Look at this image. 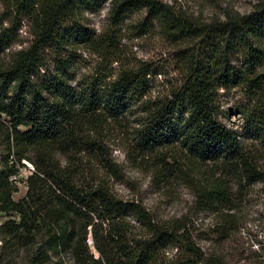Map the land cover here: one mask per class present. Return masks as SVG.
<instances>
[{
	"label": "trees",
	"instance_id": "1",
	"mask_svg": "<svg viewBox=\"0 0 264 264\" xmlns=\"http://www.w3.org/2000/svg\"><path fill=\"white\" fill-rule=\"evenodd\" d=\"M103 1L0 0V214L18 216L0 222V264H222L192 240L187 215L164 221L140 200L118 196L114 183L123 171L112 157L110 133L141 106L135 150L154 160L155 176L188 181L192 208L210 213L214 228L236 226L239 195L264 176V168L237 132L218 120L217 96L223 87L246 86L258 102L255 128L262 129L264 3L246 14H227L196 35L168 5L144 0L165 31L189 42L181 82L149 101L148 63L116 75L101 71L86 82L76 78L78 47L116 59L113 28L96 32L82 23L83 13ZM110 3L117 26L140 1ZM23 18L32 40L4 61ZM25 161L31 165L26 192L15 200Z\"/></svg>",
	"mask_w": 264,
	"mask_h": 264
},
{
	"label": "rangeland",
	"instance_id": "2",
	"mask_svg": "<svg viewBox=\"0 0 264 264\" xmlns=\"http://www.w3.org/2000/svg\"><path fill=\"white\" fill-rule=\"evenodd\" d=\"M139 1L136 8L126 10L117 26L111 22L110 0H104L93 12L83 13L82 23L96 32L113 28L118 39L117 56L113 60L111 57L103 59L92 49L78 47L73 52L76 56L74 72L77 79L86 82L101 71L116 75L124 67H138L148 63L152 70L148 75L146 97L152 101L166 96L172 87L181 82V56L189 42L188 39L175 40L165 31L163 24L160 25V21L148 13L144 0ZM157 1L168 5L172 15L180 23L195 29L196 35L209 23L223 20L227 14H246L256 5L262 6L264 3V0ZM3 8L0 2V13ZM144 21L146 23L143 25ZM20 23L18 40L1 55L4 61L13 52L27 47L32 40L28 19L23 18ZM234 63L237 64L238 60L235 59ZM257 105V100L244 85L223 87L217 96L218 120L237 132L244 147L259 158L258 162L264 168V142L260 140L264 126L262 129L258 126L255 128ZM140 111L141 106L136 104L122 124L110 133L112 157L123 171V178L114 183L118 196L124 200H140L164 221L187 215L193 226L191 238L206 257L219 258L222 264H264V176L240 193L236 208L238 224L225 230L214 228L210 213L197 212L192 208L193 191L188 181L170 174L162 176V179L157 178L155 172L158 167L154 160L150 155L141 157L135 150V131L142 120ZM25 164L27 168H22L16 177L17 191L12 195L15 200L22 198L26 192L24 179L31 165L27 161ZM11 218L18 219V216L14 213L0 214V222ZM175 251L172 248L170 255ZM24 256L25 251L21 250L17 261L22 262Z\"/></svg>",
	"mask_w": 264,
	"mask_h": 264
},
{
	"label": "water",
	"instance_id": "3",
	"mask_svg": "<svg viewBox=\"0 0 264 264\" xmlns=\"http://www.w3.org/2000/svg\"><path fill=\"white\" fill-rule=\"evenodd\" d=\"M90 242H91V239H90Z\"/></svg>",
	"mask_w": 264,
	"mask_h": 264
}]
</instances>
